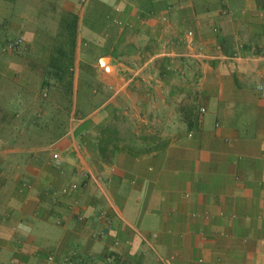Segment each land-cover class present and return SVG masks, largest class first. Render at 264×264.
Returning <instances> with one entry per match:
<instances>
[{
    "label": "crops",
    "instance_id": "obj_1",
    "mask_svg": "<svg viewBox=\"0 0 264 264\" xmlns=\"http://www.w3.org/2000/svg\"><path fill=\"white\" fill-rule=\"evenodd\" d=\"M188 30L211 56L188 59V101L205 109L188 132V264H264V60L248 58L264 0H188ZM185 35L186 0H0V264H186V61L162 55ZM115 113L130 122L120 147L163 148L102 158ZM78 166L98 180L82 188Z\"/></svg>",
    "mask_w": 264,
    "mask_h": 264
},
{
    "label": "trees",
    "instance_id": "obj_2",
    "mask_svg": "<svg viewBox=\"0 0 264 264\" xmlns=\"http://www.w3.org/2000/svg\"><path fill=\"white\" fill-rule=\"evenodd\" d=\"M185 62V58L180 59ZM160 67V74L167 76L171 74L168 70V65H165V61L162 62ZM165 65V67L163 66ZM173 74V72H172ZM178 121L180 123V129L186 131V101L181 100L176 104ZM78 113L80 115L84 114L82 105L79 107ZM200 108L196 102L188 101V132L197 128L200 119ZM130 124L129 119L118 114H114L111 123L104 126L100 132L99 136L95 138L96 147L101 154V157L107 159L115 155L119 151H128V152H137V153H155L163 148L164 142L161 140L160 136H148L143 135L141 139L144 143V146L136 147L135 145H126L123 149V146L120 147L118 143H123V133L126 135L128 133V125ZM84 130V129H83ZM85 131V130H84ZM86 132V131H85ZM78 135V134H77ZM84 135V134H83ZM81 134V137H84ZM128 138H131L129 135ZM85 140L83 141L86 142Z\"/></svg>",
    "mask_w": 264,
    "mask_h": 264
},
{
    "label": "built area",
    "instance_id": "obj_3",
    "mask_svg": "<svg viewBox=\"0 0 264 264\" xmlns=\"http://www.w3.org/2000/svg\"><path fill=\"white\" fill-rule=\"evenodd\" d=\"M220 1L223 3L226 2V0H220ZM81 3L84 5L86 3V0H81ZM220 14L222 16L231 17L233 15V11L230 8L224 6L221 8ZM213 32L217 33L218 29L216 27L213 28ZM23 45H24V39L22 37H18L14 40L9 41L6 44L5 51L18 53V52H21L23 50ZM250 53L251 54L248 56L249 60H253V61L264 60V48L259 49L256 47H252ZM162 55H164L166 57H168V56L174 57L175 56V57L186 59V49L184 52H182L180 54H176V55H174L172 52L163 51ZM210 57L211 56H207L204 53V51L196 49L195 33L192 30H188V59L194 60L196 62H204L205 60L209 59ZM212 57L224 58V59H232V58L235 59V58H238L239 56L234 55L233 57H228L226 55L224 56L223 54L217 53V54H214ZM126 68L127 67L123 66V64H121V63H119L117 66V69L119 72H123V70H125ZM127 70H131V72H132L131 77L133 79L134 77H137L141 73L142 67H135V68H131V69L129 68ZM127 70H125V71L127 72ZM257 89L262 92L264 90V85L263 84L259 85L257 87ZM200 111H201V113H204L205 109L201 108ZM72 122H73L74 126H77V124L79 123V120L75 117V118H73ZM52 161L54 164L60 165L62 162V159L59 156V154H55L52 158ZM76 169H77V173L82 178V181H81V187L82 188H87L91 182L98 180V178L94 177L88 170H85L81 166H78ZM100 218H101V220H103L108 225L107 227H110L111 221L105 213H103ZM77 219L80 222H83V221H85L86 218L83 214H77ZM104 236H105V231L100 230L94 235V238L95 239H102ZM117 244L118 243L116 242V245ZM48 260H49V262H54L55 257L49 256ZM65 263L66 264H72V261L69 259H66Z\"/></svg>",
    "mask_w": 264,
    "mask_h": 264
},
{
    "label": "rangeland",
    "instance_id": "obj_4",
    "mask_svg": "<svg viewBox=\"0 0 264 264\" xmlns=\"http://www.w3.org/2000/svg\"><path fill=\"white\" fill-rule=\"evenodd\" d=\"M118 22V24H116ZM121 23V24H120ZM115 24H116V26H118V27H121L122 25H123V21H121V20H115ZM119 61H123V60H119ZM102 63H103V65H105L106 66V69L109 71V72H112L113 71V69L107 64L108 63V59H103L102 60ZM121 73V75H123V72H120ZM170 75L168 74L166 77L168 78ZM172 76H175V74L174 75H172ZM181 76H184V75H181ZM177 79H179V81L180 80H182V77H180L179 75H177ZM174 83L175 84H178L175 88L177 89V91H182L183 92V86L181 85V83L179 84L178 82L176 83V81L174 80ZM179 85H180V87H179ZM181 101V100H180ZM177 102H179V101H177ZM176 102V103H177ZM172 104V103H171ZM169 105H170V102H169ZM167 107V104L165 103V108Z\"/></svg>",
    "mask_w": 264,
    "mask_h": 264
}]
</instances>
